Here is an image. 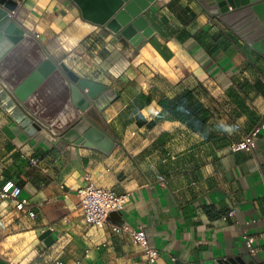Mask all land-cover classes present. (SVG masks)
<instances>
[{"label":"crops","instance_id":"obj_1","mask_svg":"<svg viewBox=\"0 0 264 264\" xmlns=\"http://www.w3.org/2000/svg\"><path fill=\"white\" fill-rule=\"evenodd\" d=\"M4 4L16 7L1 27L10 19L23 34L0 58V86L18 107L11 115L0 103V185H19L27 203L0 197V260L149 264L116 224L143 228L156 264H264V128L253 149L230 150L264 124L260 40L246 42L198 0L152 1L142 12L152 33L137 45L83 19L72 0ZM74 76L117 94L101 107L75 100ZM185 90L206 110L195 130L159 105ZM22 114L40 129L29 133ZM80 121L111 148L76 143ZM87 182L130 193L121 223L86 222L76 190Z\"/></svg>","mask_w":264,"mask_h":264},{"label":"water","instance_id":"obj_2","mask_svg":"<svg viewBox=\"0 0 264 264\" xmlns=\"http://www.w3.org/2000/svg\"><path fill=\"white\" fill-rule=\"evenodd\" d=\"M78 7L83 19L101 25L111 31L115 39H125L133 45H137L144 37L152 33L151 27L142 16V12L154 0H72ZM204 6L208 2L213 6L208 9L209 13L217 17L222 23L234 30L237 35L248 43L257 40L264 47V0H198ZM5 0H0V58L21 38L23 31L17 28L12 20L1 27L2 20L7 16L9 10L15 9L16 5H6ZM3 4V5H2ZM13 29V35L9 34ZM72 96L77 100L81 97L94 99L101 107L116 96L115 90L106 89L104 85L84 78L73 77ZM0 103L13 115L18 111L16 103L0 86ZM83 122L85 126H83ZM21 125L30 133L40 126L32 119L22 114ZM74 129L80 131L74 141L85 145L96 146L103 150H109L112 141L87 121H80L73 125ZM108 218L118 223L122 222L120 211H111ZM44 243L52 240L49 229L44 230L39 236ZM240 259L227 258L210 261L208 264H239ZM0 264H6L0 260Z\"/></svg>","mask_w":264,"mask_h":264},{"label":"built area","instance_id":"obj_3","mask_svg":"<svg viewBox=\"0 0 264 264\" xmlns=\"http://www.w3.org/2000/svg\"><path fill=\"white\" fill-rule=\"evenodd\" d=\"M15 9L7 12V17L10 18L14 15ZM264 128V124H258L252 127L242 139L235 141L230 144L231 151L238 150H251L255 147V138L259 133L260 129ZM20 155L27 159L33 165H39L40 158L33 157L25 152H20ZM42 171H46V167L40 166ZM21 188L19 185L12 181H5L0 185V197H7L15 199L17 201L16 207L22 209L27 203V199L20 197ZM79 202L78 206L83 214L86 222L96 225L104 226L109 224L108 214L111 211H121L125 203L130 198V193L118 194L112 189L105 188L102 186L94 185L91 182H87L80 186L76 190ZM114 231L124 230L129 232L132 243L137 245L143 251L147 262L149 264H156V258L158 251L152 247L147 239L146 233L143 228L131 229L128 225H116L111 224ZM252 238L248 237L246 243L251 244ZM255 251L253 248L251 252ZM60 263V262H58ZM80 264V262H78Z\"/></svg>","mask_w":264,"mask_h":264},{"label":"trees","instance_id":"obj_4","mask_svg":"<svg viewBox=\"0 0 264 264\" xmlns=\"http://www.w3.org/2000/svg\"><path fill=\"white\" fill-rule=\"evenodd\" d=\"M159 105L194 130L202 125L206 117V110L200 103L193 100L189 90L183 91L173 100L161 99Z\"/></svg>","mask_w":264,"mask_h":264}]
</instances>
